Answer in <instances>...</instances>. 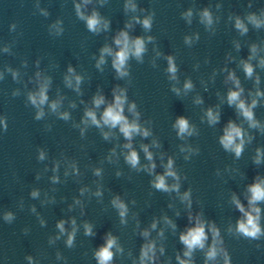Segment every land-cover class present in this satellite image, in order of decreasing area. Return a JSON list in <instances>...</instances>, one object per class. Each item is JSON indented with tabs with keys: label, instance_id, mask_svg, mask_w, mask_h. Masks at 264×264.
I'll list each match as a JSON object with an SVG mask.
<instances>
[{
	"label": "clouds",
	"instance_id": "clouds-1",
	"mask_svg": "<svg viewBox=\"0 0 264 264\" xmlns=\"http://www.w3.org/2000/svg\"><path fill=\"white\" fill-rule=\"evenodd\" d=\"M90 0H84V4L89 3ZM251 7V4L248 5ZM220 5H217L219 8ZM76 14L77 16L86 21L87 28L90 32L97 33L99 31L107 30L109 27V22L102 20L99 14L96 11H93L90 16H86L81 11V5L76 4ZM126 10L131 9L132 11L136 10V5L133 3H127L125 5ZM44 15H47L45 12ZM184 18L188 19V22L191 23L190 17L192 16V11L189 9L187 12L182 14ZM201 23L205 25L206 28H211L214 23V19L212 13L208 8L203 9L200 14ZM137 23H141L145 30H150L152 27V16H148L144 18L142 21L138 17H134ZM232 19V17H230ZM247 21V23H245ZM60 22L52 25L53 28L56 29L57 34H60L63 29L59 27ZM248 24H251L254 29L264 28V8H261L260 14L257 15L254 12L248 13L243 19L240 16L234 17V27L239 32L241 36L246 35L249 31ZM15 25H13V28ZM126 28H130L131 24H126ZM153 37H147L148 41H151ZM196 39H199V36H196ZM184 42L186 44L191 45L192 38L185 37ZM115 45L118 47V51L113 52L112 48L108 46H104L100 52V58L97 61L96 67L100 68L102 64L105 63L104 56L105 54L111 55L113 57L112 66L115 69L118 77L123 78L129 75L128 72V61L130 57H134L137 61L142 62L143 54L146 51L145 38L137 37L130 38L127 31H120L114 39ZM237 50L240 49L239 43L236 44ZM3 51L8 52V47H5ZM264 51L257 43H252L249 45V55L247 59L240 60V66L244 73L245 79L252 80L255 86V91H248V97L244 96L245 88L241 85V80L237 77L235 71L227 70L228 76L227 80L231 81L234 85L233 89H229L227 93V104L230 107H234L237 111V114L243 118L244 121L247 122L249 129H256L261 134H264V124L260 122L256 118L255 109L259 106L260 102L264 100V91H262L259 87L261 83V77L257 74V67L264 69V56H258V53ZM168 61L167 72L170 74L171 79H176L177 66L174 62V58L172 56L166 57ZM253 60H256L257 63L254 65L252 63ZM38 63V62H37ZM7 71L11 73L13 80H18L19 73L14 71L11 68H7ZM68 72L74 75L76 82V90L79 91V85L82 77L74 74V69L69 66ZM36 77L38 80V90L34 92H29L27 94V101L37 109L35 113L34 119L41 120L44 115L43 106L49 104L48 97V88L50 85V78L45 77L43 79L40 78V73H36ZM4 79V75L0 72V80ZM65 83L68 87H73L72 77L65 76ZM193 87L190 81H187L184 85L185 90L191 89ZM173 91L179 94V89L173 88ZM19 90H16L12 93V96H18ZM113 102L107 104L100 118L97 117L96 112L92 108H88L85 110L84 119L82 123L87 125L89 122L92 125H95L97 128H103V126H107L109 129L119 128L120 133H122L123 137L129 141L124 144V148L129 149L128 153L125 155V161L129 164L133 169L140 170L141 167L149 174H151L156 165L155 163H150L149 165L140 166L139 155L137 151L132 148L131 140L134 135H140L142 137H148L152 133L148 128L142 127L139 121V113L136 111V104L133 102L128 105V111L132 113L135 117L133 120L129 121V119L124 115V106L127 103V95L126 90L119 88L118 86L113 89ZM250 98V99H249ZM198 103L202 102L200 100ZM92 103L95 108H99L101 105L105 104V97L102 94H96ZM60 106V100L52 101L49 104V107L52 112H57ZM73 107L75 105H72ZM59 118L62 120H68L69 114L67 112H59ZM208 122L211 125L216 124L220 120L219 111H213L209 108L206 112ZM0 127L3 128L4 131L7 130V118L0 116ZM174 127L178 129L177 135L183 138L185 135H192L194 129L190 127L187 119L184 117H179ZM84 129H81V135H83ZM110 132H103L102 136L105 140L109 138ZM253 139V136L248 134L240 125H237L234 121H228L227 126L224 128V133L220 137V144L226 151H231L235 153V156L239 158L244 150L245 143H250ZM153 145L159 147L160 145L153 141ZM141 148L145 154V158L152 162L153 154L149 151L148 145H141ZM184 151V149H181ZM114 153V150H113ZM264 158V150L257 148L256 155L253 158V162L259 165ZM38 159H44V153L41 151L39 153ZM187 159V157H185ZM174 161L169 158L165 167V172L162 175H156L155 179L151 182L152 186L162 192H171L176 191L179 192V179L180 177L177 175L176 171L173 168ZM55 170V169H54ZM96 175L100 174V170L97 169L95 171ZM120 175V173H117ZM166 177H172L177 181L172 185H169L166 182ZM53 182H57V177H53ZM83 191V190H82ZM248 192L250 196L248 197V209L246 210L244 205L240 202L239 199L233 195L232 201L235 204L236 208L243 214V218L237 221L236 232L243 236L244 238L251 240H259L262 236H264V229L260 226V213L261 209L257 206L259 202L264 201V179H261L259 176L255 178V182L248 186ZM38 191L33 190L31 192V196L33 198L38 196ZM101 193L97 191L96 195H100ZM190 190L183 193L181 196L182 201H186L188 207H191V199H190ZM79 203V201H77ZM112 204L119 211V216L121 218V223H126L124 217L127 215L128 208L127 205L121 201L119 197H116L112 200ZM32 211L35 212V208H32ZM15 219V214L11 211H6L3 213V220L7 223H12ZM193 219L192 215L189 214V220ZM165 223L169 224L173 229H175L176 225L168 219L167 216L164 217ZM72 230L67 233V239L65 240V246L68 248H73L75 243L76 236V222L73 219ZM41 226L44 225V221L40 220ZM65 221L60 220L57 222L56 227L59 229L61 235L65 234ZM151 228H156V221L153 220L151 224ZM206 222L203 221L199 214L195 217V225L193 227L188 228L185 232L181 233L179 236L180 242L184 245L185 250L183 251V257L178 253L176 255V260L178 264H193L192 256L193 252L196 249L204 250L206 247V241L208 240V234L205 230ZM208 232L211 233L212 242L207 247V251L205 252V262L204 264H208L209 261H215L218 256L223 257V264H232L231 256L228 250L223 246L224 241L220 235V231L215 225V223L209 222L207 223ZM231 231V229H229ZM25 234H27L28 229H24ZM84 234L85 236H93L94 232L91 224H84ZM142 236L148 237L149 231L145 229L142 233ZM158 235L163 236V230H161ZM60 239V236H56L54 239L52 237L48 238V243L54 244L55 240ZM113 249L116 250V253H122L123 248L118 244L117 237L113 236L111 232L106 233L105 235V243L101 245L94 252L95 260L97 264H112L115 253ZM164 247L161 245L159 247V253L161 256L164 255ZM28 264H37L34 260L33 256H26ZM56 259H66L61 256L60 252L56 253ZM159 257L157 256V246L155 241H148L144 243L140 248L139 254V264H156Z\"/></svg>",
	"mask_w": 264,
	"mask_h": 264
},
{
	"label": "water",
	"instance_id": "water-1",
	"mask_svg": "<svg viewBox=\"0 0 264 264\" xmlns=\"http://www.w3.org/2000/svg\"><path fill=\"white\" fill-rule=\"evenodd\" d=\"M103 0H0V116L7 118V130L0 127V219L13 199L34 161L62 101L69 89L65 76L74 77L68 67L77 70L89 41L85 20L76 14V4L90 16L99 14ZM47 15H44V13ZM60 22L57 34L52 25ZM13 25L15 27L13 28ZM8 47L9 51L3 49ZM38 62V63H37ZM7 68L19 73L13 80ZM50 78L49 104L60 100L57 112L49 104L45 115L34 119L37 109L27 94L38 90V80ZM19 90L18 96L12 93Z\"/></svg>",
	"mask_w": 264,
	"mask_h": 264
}]
</instances>
